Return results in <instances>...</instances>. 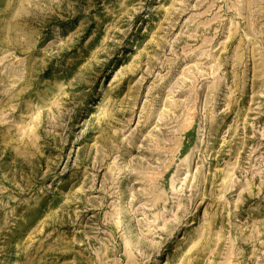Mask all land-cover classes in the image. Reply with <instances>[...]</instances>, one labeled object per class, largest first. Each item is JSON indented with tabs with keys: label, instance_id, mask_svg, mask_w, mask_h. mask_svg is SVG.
Returning <instances> with one entry per match:
<instances>
[{
	"label": "rangeland",
	"instance_id": "374dc122",
	"mask_svg": "<svg viewBox=\"0 0 264 264\" xmlns=\"http://www.w3.org/2000/svg\"><path fill=\"white\" fill-rule=\"evenodd\" d=\"M0 264H264V0H0Z\"/></svg>",
	"mask_w": 264,
	"mask_h": 264
}]
</instances>
